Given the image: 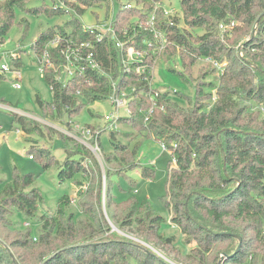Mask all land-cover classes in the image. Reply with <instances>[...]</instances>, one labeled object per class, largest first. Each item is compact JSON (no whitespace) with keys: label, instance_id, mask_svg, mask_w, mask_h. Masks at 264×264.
<instances>
[{"label":"trees","instance_id":"1","mask_svg":"<svg viewBox=\"0 0 264 264\" xmlns=\"http://www.w3.org/2000/svg\"><path fill=\"white\" fill-rule=\"evenodd\" d=\"M29 1L0 2V44L14 23L17 7L34 15L68 14L52 6L27 9ZM103 1L77 0L73 6L84 14ZM161 1H145L147 16ZM180 4L184 26L179 15L175 25H161L162 9L158 26L172 42L163 55L167 60L179 57L183 61V72L172 71L187 82L197 81L195 98L187 97L190 106H180L168 92L150 90L149 83L137 74H123L122 88H135L130 115L120 119L130 131L120 128L107 132L109 151L99 138L100 148L105 150V169L81 144L71 148L60 166L61 182L77 175L78 185L88 182L75 199L76 211L69 209L73 201L65 195L55 213L39 214L46 200L42 191L33 187L34 173L22 174L16 169L10 182L0 179V264H221L222 256H226L223 264H264V0H180ZM137 12L119 11V28ZM72 17L43 31L32 50L42 53L57 34H70L80 42L93 39L83 30L79 17L75 13ZM231 23L234 26L223 39L220 24ZM19 24L28 28L23 21ZM94 51L103 67H108L109 57L115 55L107 41L97 44ZM206 57L227 62L224 73L207 80L217 73L212 66L194 78L193 66ZM59 58L57 63L61 62L60 54ZM17 61L20 64L19 58ZM86 73L91 83L75 77L64 85L56 79L54 70L47 71L44 76L50 88L53 86L52 101L37 95L42 116L59 119L68 115L74 120L87 104L107 101L112 92L109 76L92 70ZM112 73L114 77L119 75L116 63ZM2 78L0 73V81ZM14 119L27 131L38 129L35 120L18 114ZM129 134L164 143L175 159V166L168 165L167 192L162 199L172 223L183 235V245L177 243L175 235L163 232L166 219L147 198L129 193L136 183L131 170L139 168L146 179L156 177L155 168L138 163V144L131 147L130 142L122 140ZM37 154L31 156L44 157L46 167L55 161L53 155L46 157L43 151ZM122 178L128 181L130 190L125 199H118L115 190L116 185L123 189ZM15 213L38 223V231L31 227L16 229L12 220ZM110 223L122 231L138 233L169 261L147 246L118 235ZM15 232L17 237L12 236ZM240 239L241 249L236 252Z\"/></svg>","mask_w":264,"mask_h":264},{"label":"rangeland","instance_id":"2","mask_svg":"<svg viewBox=\"0 0 264 264\" xmlns=\"http://www.w3.org/2000/svg\"><path fill=\"white\" fill-rule=\"evenodd\" d=\"M163 5L168 10H175L177 15L181 18L180 24L184 26L180 0H164ZM44 6L50 7L51 0H30L26 4L27 9ZM105 12L106 10L104 8L91 7L85 14L80 16L79 19L88 26L94 25L97 22V18H104ZM72 16L73 13L62 16H50L45 13L34 15L26 12L25 9L21 7H17L14 23L5 36L4 43L0 44V56L2 57L0 59V64L8 62L14 66L15 64L12 62L10 54L16 52L19 55L18 57L21 64L18 67L22 72L19 88L14 85L15 77L13 71L3 73V78L0 81V100H3L7 105L22 112L23 114L20 113V115L25 118L35 120L38 125L37 130L27 131L14 119L15 113L0 109V179L10 182L16 169L22 174L34 173L36 179L33 187L39 188L46 200L45 206L39 211V214L45 213L51 215L55 213L60 199L65 195L70 196L73 201L69 209L76 211L75 199L79 191L86 189L88 185V182L82 185L75 183L79 178L78 175L64 182H61L58 176L60 166L67 158L69 151L72 150L71 148L75 147L76 144L83 145L81 142L82 140L80 141V135L75 131V124L80 123L82 126L90 125L94 127V129L100 133V141H102L105 150L109 151L111 148V143L107 136L108 134L104 131V116L107 113L116 112L117 109L111 105L110 101H95L87 104L81 114L74 118V122H69L71 120L68 115L59 119L43 117L36 100L37 95L40 94L43 100L51 102L52 92L45 80L44 74L38 67L32 46L43 31L70 21L73 18ZM21 21L28 24V28L24 25L20 26L19 23ZM197 32L202 34L203 30H197ZM211 69V64L200 60L193 66V77L197 78L199 75H202L203 72H207V70L210 71ZM172 70L183 72V61L179 57L167 60V56L162 55V58L156 63L152 85L161 92H168L170 98L176 101L180 106L187 108L190 106V101L187 97L190 99L195 98V86L197 81L194 79L187 82L181 75ZM216 74L217 73H214L213 76H208L207 80L214 79ZM216 84H219L218 79H216ZM180 95H184L185 97L182 98ZM119 113L122 117L129 114L126 108L119 109ZM120 128L124 131H130L129 127L123 124H121ZM122 140L124 142H130L131 147H135L138 144V163L142 166L156 169V177L153 180L143 178L139 168L131 170L130 176L136 183L129 193H132L140 199L147 198L155 210L166 219V222H164L162 226L163 232L167 235H175L177 243L183 245V235L172 223L170 211L165 207L162 199L167 192L166 182L168 165L171 163L172 166H175L170 150H164L160 141L151 137H145L142 134L135 137L129 134ZM90 142L94 143L95 140L92 139ZM65 143L67 145L66 147ZM98 143L100 144L99 141ZM66 148L70 150H66ZM101 148L102 150L99 155L91 152L98 159L104 170L106 167L104 161L105 150L102 146ZM39 150L43 151L46 157L53 155L55 161L46 167V163L42 161L44 157H31V155H38L37 153ZM88 162L89 160H86L84 163L87 165ZM114 180H116L115 177ZM120 185L123 189H119L118 185H116L115 194L118 196V199H125L129 195L127 191L130 190V185L125 178L120 179ZM12 220L17 225L16 229L23 230L31 227L36 233L40 227L38 223L28 221L18 213L12 216ZM110 224L111 226L114 225L113 223ZM113 230L116 231L118 235L139 242L150 248L163 259H167L159 249H155L148 243H143L145 241H143L138 233L126 230L122 231L117 227ZM6 233H8V231H6ZM18 235L17 232L12 233L13 237H17ZM2 239L5 238L3 237ZM16 250L18 249L12 248L11 251ZM21 251L25 252L23 249H21ZM225 259L226 256H222L220 263L223 264ZM131 264L136 263L132 262ZM178 264L189 263L180 262Z\"/></svg>","mask_w":264,"mask_h":264},{"label":"built area","instance_id":"3","mask_svg":"<svg viewBox=\"0 0 264 264\" xmlns=\"http://www.w3.org/2000/svg\"><path fill=\"white\" fill-rule=\"evenodd\" d=\"M145 1L148 0H104L101 5L94 6L106 10L104 18H97V22L90 26L82 22L83 30L90 33L93 39L80 42L70 34H57L46 44L42 53H37L33 50L40 71L45 75L47 71L54 70L56 79L64 85L75 77H84L86 82L91 83V78L86 73L88 70L97 71L102 75L109 76L112 92L108 101L117 110L116 112L107 113L104 116L105 132L120 129V119L122 116L119 113V109L126 108L129 113L128 115H130L129 103L135 88L131 85L122 88L123 79L121 76L123 74H137L141 77L142 81L149 83L150 90L154 89L152 78L156 63L162 58L167 47L172 44L166 31L158 26V22H161L159 20V11L160 9L163 10V20L160 23L163 26L175 25L176 16H178L177 12L166 9L163 1H161L155 3L153 12L147 16ZM76 3L77 0H51V6L54 9H64L68 14L75 13L80 17L83 14L77 12L73 6ZM121 10H138V12L134 16L129 17L126 25H122L123 27L119 28L118 25L121 24L122 19H119L118 12ZM233 26L234 23L220 24L221 37L223 39L227 31L232 29ZM148 34L151 35L150 38L147 36ZM105 41L110 43L115 50V55L109 57L108 67L100 65L94 51L97 44ZM138 41L141 42L139 43L140 46L136 44ZM60 46L59 51H53V49L56 50ZM59 54L61 55V62L57 63L60 59ZM10 56L15 65L12 66L8 62L1 63L0 73L3 74L7 71H13L15 77L14 85L19 88V81L22 79V72L18 67L20 64L17 61L19 55L13 52ZM202 61L211 64L216 69L218 75L223 74L227 66V62L221 63L211 57L203 58ZM114 63L118 66L119 74L115 77L113 76L114 73H112ZM51 88H53L52 85ZM216 98V90H214L213 101ZM0 109L18 115L20 113L23 114L7 105L3 100H0ZM70 120L69 122H74L72 119ZM74 127L76 133L80 135V141L82 140L83 145L89 148L94 154L99 155L101 153V148L98 143L100 133L91 126H82L80 123L75 124ZM92 139L95 140L94 143L90 142ZM162 148L169 150L164 143H162ZM173 160L175 162L174 158Z\"/></svg>","mask_w":264,"mask_h":264},{"label":"water","instance_id":"4","mask_svg":"<svg viewBox=\"0 0 264 264\" xmlns=\"http://www.w3.org/2000/svg\"><path fill=\"white\" fill-rule=\"evenodd\" d=\"M114 228L113 229H116V226L112 225ZM146 244V242H143ZM153 249V248H152ZM241 249V239H240V244L238 245L237 249H236V252H238L239 250Z\"/></svg>","mask_w":264,"mask_h":264}]
</instances>
